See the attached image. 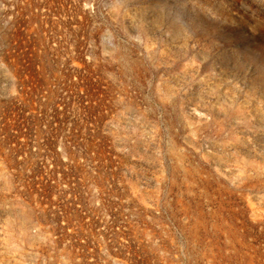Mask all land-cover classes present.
Here are the masks:
<instances>
[{
	"label": "rangeland",
	"instance_id": "1",
	"mask_svg": "<svg viewBox=\"0 0 264 264\" xmlns=\"http://www.w3.org/2000/svg\"><path fill=\"white\" fill-rule=\"evenodd\" d=\"M0 264H264V0H0Z\"/></svg>",
	"mask_w": 264,
	"mask_h": 264
}]
</instances>
